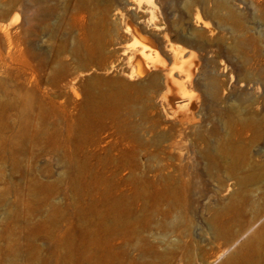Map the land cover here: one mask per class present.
<instances>
[{"label":"rangeland","instance_id":"374dc122","mask_svg":"<svg viewBox=\"0 0 264 264\" xmlns=\"http://www.w3.org/2000/svg\"><path fill=\"white\" fill-rule=\"evenodd\" d=\"M136 1L165 67L170 46L197 57L194 124L159 68L126 77L134 16L0 0V264H208L242 234L215 263L233 264L264 247V0Z\"/></svg>","mask_w":264,"mask_h":264},{"label":"bare ground","instance_id":"6f19581e","mask_svg":"<svg viewBox=\"0 0 264 264\" xmlns=\"http://www.w3.org/2000/svg\"><path fill=\"white\" fill-rule=\"evenodd\" d=\"M83 1L85 2V4H90V2H91L93 5H96V6L103 5L104 10H103L102 17L105 18V16L109 12H111V15L114 16V19L120 25L124 22L125 19L127 20V18L130 16H134L135 18H137L138 23H140V24H135L134 26H132L131 24H129V25L127 24V26H125V31L131 34V36L133 37L132 42L136 46V48H135V46L134 47L131 46L132 49H134L135 54L133 52H131L133 54L130 53L131 55H134L135 60H134L133 56H131V57L133 58L132 60L135 61V63H134L135 65H134V67L132 66L133 68H131V71L127 74L128 76H126V77H129V78H132L133 76L142 77V76H145V74H147L149 72L150 68H153V69L159 68V73L152 75V77L153 78L156 77L158 82L162 81L164 83V85L166 87H168V89L170 90V92L172 94L169 98L168 97L164 98L165 102L167 103L168 109L170 110L169 112H172L173 114L176 113V115H178L177 117H178V120L180 123H188V122L194 121L193 122V124H194L195 123V120H194L195 117H196L195 119H197L196 122H198L199 119L196 116L197 114L195 115V112L197 111V101H196L195 97H198V96H195L194 93L192 95V93L189 90V89H191L192 81H194V80H192L194 68L196 67V69H197V66H198L197 62H196L197 57L194 56V52L192 53L191 52L192 50L191 51H183L182 49H178L177 47H171L170 46V48H168V50L171 53V62L172 63H171V67H165L166 64L164 65V63L159 58L161 56H158L159 54H157L158 50H155L156 48L152 47V45H150V47H148L149 45H147V43H151V42L146 40L144 37H142V32L146 33L147 30L149 29V27L151 26V24H155L154 23L155 22V15L153 16L152 14H150V15L148 14L147 18L146 17L142 18V13H145L147 11L144 9H141L136 0H83ZM36 3H37V6H36L34 13H35V15L38 16V15H40V7H39V2L37 1ZM139 13H141V14H139ZM129 20L130 19H128V21ZM196 21L197 22L199 21L198 17L196 18ZM166 37H167L166 31L163 32V34H157L156 39H157L159 45H161L163 48H166V43L168 42ZM124 51H125V49H124ZM146 54L148 55V58L154 54L153 55L154 58L150 59L149 63L145 62L148 60V59L145 60ZM184 57H187L186 61H183L185 59ZM195 57H196V60H195ZM132 60H131V62H132ZM129 63H130V61H129ZM178 68H180V69H178ZM194 74H195V72H194ZM175 75L178 78V81H176ZM138 77H136V78H138ZM121 82L126 83L124 80ZM255 90H257V89H255ZM199 109L200 108H198V110ZM226 110H227V108H226ZM257 111H259V110H257ZM198 112H200V111H198ZM199 118H200V116H199ZM235 119H237V118H235ZM258 122L264 123V115H262L260 117V120ZM214 123H216V122H214ZM234 140H235V138H234ZM225 156H227V155H225ZM225 156L223 157V159L225 158ZM230 159L232 160V162L234 161L232 159V157H230ZM263 216L264 215H262V217ZM250 229H251V227L248 230H250ZM241 237H242V234L240 236H238L236 238V240L230 246L226 247L216 258H214L208 264H215L216 262H218L220 259V256L223 255L224 253H226L229 249H231L240 240ZM263 256H264V247L263 246H254L250 253H248V254L240 253L239 257H238L239 259H237V261L233 264H257L258 260L263 258ZM222 264H224V263H222Z\"/></svg>","mask_w":264,"mask_h":264}]
</instances>
